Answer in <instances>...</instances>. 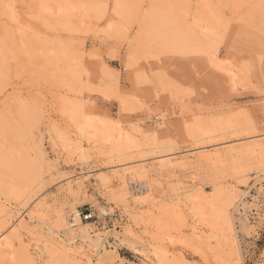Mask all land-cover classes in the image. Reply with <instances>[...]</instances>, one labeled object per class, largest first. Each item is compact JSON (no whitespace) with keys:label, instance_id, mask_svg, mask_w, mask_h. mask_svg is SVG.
Masks as SVG:
<instances>
[{"label":"rangeland","instance_id":"obj_1","mask_svg":"<svg viewBox=\"0 0 264 264\" xmlns=\"http://www.w3.org/2000/svg\"><path fill=\"white\" fill-rule=\"evenodd\" d=\"M0 264H264V0H0Z\"/></svg>","mask_w":264,"mask_h":264},{"label":"bare ground","instance_id":"obj_2","mask_svg":"<svg viewBox=\"0 0 264 264\" xmlns=\"http://www.w3.org/2000/svg\"><path fill=\"white\" fill-rule=\"evenodd\" d=\"M225 218H226V220H228L229 221V223H230V226L232 227L233 226V215H232V213H230L229 215H225ZM72 219L74 220V223H72V225H75V224H78L79 223V219H80V216H79V212L78 211H75L74 212V215H73V217H72ZM88 232V231H87Z\"/></svg>","mask_w":264,"mask_h":264},{"label":"built area","instance_id":"obj_3","mask_svg":"<svg viewBox=\"0 0 264 264\" xmlns=\"http://www.w3.org/2000/svg\"><path fill=\"white\" fill-rule=\"evenodd\" d=\"M79 216H80V218H81V216H82V213H81V212H79ZM84 218H85L86 220H89L90 218H92V214H91V213H86V214L84 215Z\"/></svg>","mask_w":264,"mask_h":264}]
</instances>
